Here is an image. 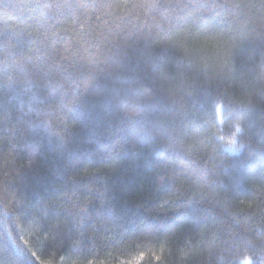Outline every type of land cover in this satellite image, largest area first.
<instances>
[{
	"label": "trees",
	"instance_id": "16d2710c",
	"mask_svg": "<svg viewBox=\"0 0 264 264\" xmlns=\"http://www.w3.org/2000/svg\"><path fill=\"white\" fill-rule=\"evenodd\" d=\"M136 261L264 264V0H0V264Z\"/></svg>",
	"mask_w": 264,
	"mask_h": 264
},
{
	"label": "snow or ice",
	"instance_id": "6c2138e0",
	"mask_svg": "<svg viewBox=\"0 0 264 264\" xmlns=\"http://www.w3.org/2000/svg\"><path fill=\"white\" fill-rule=\"evenodd\" d=\"M229 147H231V146H229ZM135 264H140V261H136Z\"/></svg>",
	"mask_w": 264,
	"mask_h": 264
},
{
	"label": "clouds",
	"instance_id": "9594fccd",
	"mask_svg": "<svg viewBox=\"0 0 264 264\" xmlns=\"http://www.w3.org/2000/svg\"><path fill=\"white\" fill-rule=\"evenodd\" d=\"M247 264H251V262H250V261H248V262H247Z\"/></svg>",
	"mask_w": 264,
	"mask_h": 264
}]
</instances>
